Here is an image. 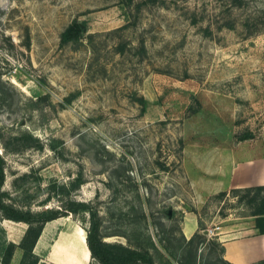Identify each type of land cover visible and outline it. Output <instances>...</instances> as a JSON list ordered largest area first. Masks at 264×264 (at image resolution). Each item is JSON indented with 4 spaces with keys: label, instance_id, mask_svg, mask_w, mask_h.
Instances as JSON below:
<instances>
[{
    "label": "rangeland",
    "instance_id": "374dc122",
    "mask_svg": "<svg viewBox=\"0 0 264 264\" xmlns=\"http://www.w3.org/2000/svg\"><path fill=\"white\" fill-rule=\"evenodd\" d=\"M73 23L81 37L62 42ZM243 147L264 151V0H0L4 199L67 214L27 263L98 264L81 245L90 216L67 212L83 201L106 243L222 264L215 237L182 243L181 222L256 220L264 191L204 187ZM63 227L74 242L58 244ZM26 228L0 211V255Z\"/></svg>",
    "mask_w": 264,
    "mask_h": 264
},
{
    "label": "trees",
    "instance_id": "16d2710c",
    "mask_svg": "<svg viewBox=\"0 0 264 264\" xmlns=\"http://www.w3.org/2000/svg\"><path fill=\"white\" fill-rule=\"evenodd\" d=\"M82 35V28L77 23H73L68 26L61 34L62 42H71L78 40ZM5 161L2 154H0V211L3 217L8 220L15 222H23L27 225L19 243L9 242L7 244L6 250L1 254V263L9 264L12 253L16 248L22 250V256L19 264H37L36 261L29 262L31 257H35L34 248L43 232V229L47 222L60 218V216H65L67 214H60L53 209H46L44 211L35 212L34 214L26 213L24 210L15 207L13 204H8L4 199V193L2 187L5 182ZM124 169H121V171ZM126 170V169H125ZM117 176L120 175V169H116ZM65 187V184L62 185ZM232 193L239 192H251L255 191L258 196L259 193L264 191V185L254 186L247 188H237L230 190ZM226 195V191L219 192L215 197H222ZM259 203L256 205L255 212L252 214L256 217L255 226L260 233H264V196H262ZM74 208L70 207L68 211L88 214L90 216L89 228L86 230L85 241L87 247L90 251L92 258L98 264H153L154 259L151 252L147 249L133 248L131 246H126L123 244H109L103 241V235L100 231V226L96 220V210L88 202H78L73 203ZM198 224L200 230H204L202 221L199 219ZM205 235L197 232L191 238L186 239L183 234H181V241L186 245L193 244L195 238H201L198 242L203 244L202 239ZM197 244V246H198ZM220 246V261L222 264H229L222 258V245L218 242ZM180 247V246H179ZM199 248V246H198ZM196 247V250H198ZM195 250V251H196Z\"/></svg>",
    "mask_w": 264,
    "mask_h": 264
},
{
    "label": "crops",
    "instance_id": "0c3cea01",
    "mask_svg": "<svg viewBox=\"0 0 264 264\" xmlns=\"http://www.w3.org/2000/svg\"><path fill=\"white\" fill-rule=\"evenodd\" d=\"M243 149L244 161H234L230 165L222 164L220 167L211 165L205 170L207 197L222 191H230L237 188H247L264 185V151L245 147ZM193 181V180H192ZM197 190V188L195 189ZM198 191V190H197ZM198 212H185L181 231L186 239L195 233L204 234L200 230ZM220 230L215 239L222 245V258L229 264H264V233H260L254 220H228L218 224ZM19 243V242H18ZM35 251V250H34ZM20 257V256H19ZM18 261L10 264H17Z\"/></svg>",
    "mask_w": 264,
    "mask_h": 264
},
{
    "label": "bare ground",
    "instance_id": "6f19581e",
    "mask_svg": "<svg viewBox=\"0 0 264 264\" xmlns=\"http://www.w3.org/2000/svg\"><path fill=\"white\" fill-rule=\"evenodd\" d=\"M61 221H62V218H57L55 220H52V221H49L46 223L44 229H43V232L39 238L42 239L45 235L49 234V233H52L53 230L57 227V225H60L61 224ZM60 239H59V242L58 244L61 245V244H68L69 242H74V238L73 236L69 233L68 231V228L67 227H63L61 229V233H60ZM84 248L88 249L87 248V244L85 242V239L84 241L82 242L81 244ZM80 245V246H81Z\"/></svg>",
    "mask_w": 264,
    "mask_h": 264
},
{
    "label": "built area",
    "instance_id": "2783aa9c",
    "mask_svg": "<svg viewBox=\"0 0 264 264\" xmlns=\"http://www.w3.org/2000/svg\"><path fill=\"white\" fill-rule=\"evenodd\" d=\"M220 230V226L219 225H215V226H212V227H209L207 229L204 230V234L209 237V238H212V237H215L218 232Z\"/></svg>",
    "mask_w": 264,
    "mask_h": 264
}]
</instances>
